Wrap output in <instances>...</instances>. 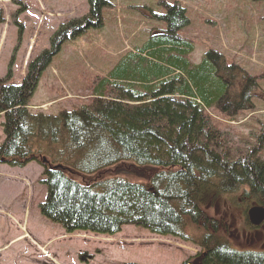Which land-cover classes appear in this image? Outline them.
<instances>
[{
	"label": "trees",
	"instance_id": "16d2710c",
	"mask_svg": "<svg viewBox=\"0 0 264 264\" xmlns=\"http://www.w3.org/2000/svg\"><path fill=\"white\" fill-rule=\"evenodd\" d=\"M87 1L90 15L59 28L51 49L29 63L21 85L9 84L11 72L0 79L5 135L0 163L23 168L34 162L43 168L40 183L47 195L40 214L67 234L114 236L135 226L192 242L191 231L202 234L201 264H264V251L231 247L220 236L229 227L225 216L210 214L216 207L226 212L239 198L246 210L264 205L261 142L248 152L233 148L232 138L208 113L215 110L233 121L252 111L260 77L226 64L212 50L199 64L191 63L194 45L179 37L190 24L181 6L166 5L165 35L129 52L98 79L89 106L56 115L29 113L61 45L103 26L107 1ZM135 169L139 180L116 176L136 175ZM108 172L112 175L104 176Z\"/></svg>",
	"mask_w": 264,
	"mask_h": 264
},
{
	"label": "rangeland",
	"instance_id": "374dc122",
	"mask_svg": "<svg viewBox=\"0 0 264 264\" xmlns=\"http://www.w3.org/2000/svg\"><path fill=\"white\" fill-rule=\"evenodd\" d=\"M106 1L100 29L88 28L61 45L41 76L28 107L29 113L56 115L60 111L71 112L89 106L98 79L112 71L129 52L142 49L146 42L165 35L166 24L161 16L167 12L166 5L177 4L185 9L190 21L179 37L194 45L189 56L191 63L199 64L212 50L222 54L226 64L233 63L248 75L260 77L261 90L253 100L252 111L240 113L233 121L215 110L208 113L218 130L225 133L227 139L232 138L233 148L248 152L261 142L264 159V2ZM89 10L87 0H0L4 19L0 23V79L11 72L9 84L21 85L29 63L51 49V40L59 28L81 22L90 15ZM3 122L1 115L0 145L5 141ZM260 137H263L261 141ZM135 171L137 176L129 172L116 176L136 181L139 172ZM42 172L43 168L34 162L23 168L0 163V264L200 263L197 257L203 253L199 244L201 233L190 231L192 242L152 234L135 226H125L114 236L89 232L66 234L40 214L39 205L47 194L46 187L40 183ZM111 175L112 172H108L104 176ZM76 179L83 182L79 177ZM239 199L237 204H243ZM237 204L233 203L230 212L226 210L227 216L233 215V219L224 218L225 223L227 220L230 225L238 220ZM237 209L241 212L240 207ZM219 210L215 214L213 208L210 214L221 220L225 212ZM232 229H237L235 223ZM232 233L227 229L220 235L231 247L260 250L259 246H248L245 241L236 240Z\"/></svg>",
	"mask_w": 264,
	"mask_h": 264
},
{
	"label": "flooded vegetation",
	"instance_id": "af4514ba",
	"mask_svg": "<svg viewBox=\"0 0 264 264\" xmlns=\"http://www.w3.org/2000/svg\"><path fill=\"white\" fill-rule=\"evenodd\" d=\"M239 207L241 208V212L239 209H237ZM253 207H262L264 209V205L250 204V207H248V209L246 210L245 208L241 207V205L239 204L235 210H236V213L240 216H239L237 221L234 220V223L237 225V229H232V227L234 225V223L232 222L229 225L228 230L230 232H233L231 235H235L236 240L241 239L242 241H245V243L248 244V246H259L260 247L259 251H252V250H248V251L260 252V251H264V221L260 225H254L251 223V221L249 219L248 212ZM219 208L220 207H218V210H219ZM231 209H232V206L226 207V210L228 212H230ZM218 210L216 207V212ZM227 211L224 213L225 218H228V217L232 218L233 215L227 216V214H228ZM234 249H236V248H234ZM236 250H238V249H236ZM194 264H197V263H194Z\"/></svg>",
	"mask_w": 264,
	"mask_h": 264
},
{
	"label": "water",
	"instance_id": "95a60500",
	"mask_svg": "<svg viewBox=\"0 0 264 264\" xmlns=\"http://www.w3.org/2000/svg\"><path fill=\"white\" fill-rule=\"evenodd\" d=\"M252 224L260 225L264 221V209L262 207H253L248 212Z\"/></svg>",
	"mask_w": 264,
	"mask_h": 264
}]
</instances>
